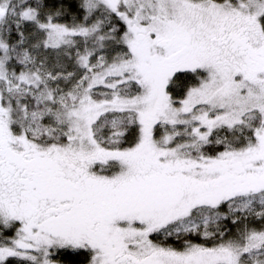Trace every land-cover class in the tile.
I'll return each mask as SVG.
<instances>
[{"label": "snow or ice", "instance_id": "6c2138e0", "mask_svg": "<svg viewBox=\"0 0 264 264\" xmlns=\"http://www.w3.org/2000/svg\"><path fill=\"white\" fill-rule=\"evenodd\" d=\"M0 264H264V0H0Z\"/></svg>", "mask_w": 264, "mask_h": 264}]
</instances>
